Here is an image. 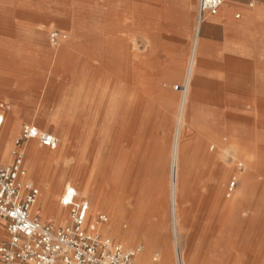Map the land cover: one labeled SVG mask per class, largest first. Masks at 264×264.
Instances as JSON below:
<instances>
[{"label": "rangeland", "instance_id": "374dc122", "mask_svg": "<svg viewBox=\"0 0 264 264\" xmlns=\"http://www.w3.org/2000/svg\"><path fill=\"white\" fill-rule=\"evenodd\" d=\"M198 2L199 0L192 1V12L188 13L187 22L193 31V36L189 38L191 43L178 46L179 52L184 54L185 59L189 58L196 42L199 41L205 61H218L220 58V69L225 73H230L232 69L236 71L237 69H248L249 65L234 58L232 45L218 43L224 42L223 30L219 25L225 21L235 20L234 14L240 11L237 5L230 0H223L219 12L215 15L209 14L206 21L201 22L197 15ZM33 4L35 6L49 5V11L55 9L54 12L57 9L60 13L65 10L66 19L65 25L59 16L30 22L21 18L19 13L0 12V113L5 114L4 122L0 126L2 132H0V162H4L7 158L3 150L7 151L11 148L12 153L14 141L24 122H33L38 129L50 132L58 139V145L54 149L40 145L36 139H30L27 142L24 159L26 175L23 179L32 182L40 191L33 210L38 209L41 218L51 219L57 225L68 224L70 221L69 208L60 204V198L65 193L66 186L69 185L75 189L78 200L88 202L86 228L95 222L98 214H105L107 221L100 224V229L98 228L97 231L113 242L120 243L126 249L136 251L137 247L144 245L141 241H127L125 231L128 225L133 222L136 223V228L140 226L142 228L139 234L140 239H144L149 232L150 222H152L153 225L155 224L152 235L159 244L153 247L151 254L155 258H160L165 253L167 264H184V261L191 262V264H263L259 259L260 247L264 244V238L261 239L262 244H260V231H257L258 234L253 231L256 221L250 227L252 231L246 233L245 237L239 220L234 221L236 227L227 225L225 228L223 226L220 229L216 228V221L208 214V202L199 199L191 203L197 186L193 182L192 172L197 167L196 156L198 154L209 155L215 152L218 154L216 157L226 161L230 159L229 154L236 151L238 154L236 160L241 164L237 166V173L241 177L251 169L252 158L247 155L250 151L241 146L239 141L237 142L238 149H235L231 142L224 141L226 137L223 135L224 142L219 147L214 146V149L212 145H215V140L204 137L200 139L201 135L196 130H191L187 136L186 150L191 157L180 158L179 152L178 159L175 158L174 148H176V139L179 135L180 101L184 90L188 89L187 92L190 93L194 79L192 77L188 83V60L185 61L180 71L181 76L172 77L168 82L171 91L177 96V101L173 100L172 104L168 103L163 106L164 115H161L160 110H157L156 118L154 117L156 110L149 113L151 116L150 131L145 132L144 130L142 141L132 140L133 142L127 145L126 141L120 140L121 124H115L116 120L122 119L118 112L125 98L121 75V45L98 46L97 52L93 54L85 52L88 44L83 45V40L78 38L79 35L74 28L75 21L91 27L97 15L98 20H102L101 23H110L112 17L121 16V14L116 12L97 14L91 9V6L96 4L91 0H33ZM255 7L256 3H253L252 8ZM110 9L113 7L111 6ZM129 16L130 29L129 32L127 31L129 33L127 37L130 41V52L163 56L154 52L161 46L148 43V41H153L151 34L155 31L154 26L158 22L156 20L146 21L141 25L145 26L144 30L139 31L138 21L134 19L132 13ZM14 22H19L20 26L32 24L43 31L47 28V34L41 32L45 34L44 44L37 42L35 37L19 35L23 29L12 27ZM207 23H209V28L206 30H208L210 39L202 35L206 31ZM53 31L58 32L55 41L50 38ZM82 31L86 30L82 29ZM109 31L111 32V29ZM84 35L85 33L82 37ZM118 35L121 37L122 33L119 32ZM76 47L82 48V51H76ZM254 47L246 46L247 49H252V55L256 57L253 68L256 77L253 78V82L264 84V44ZM80 59H82L81 66L79 65ZM174 62L180 63L179 60ZM71 64L75 67L74 70L73 67L70 69ZM167 68L163 63H160L158 67L163 72H166ZM204 79L209 84H213V80H224L223 77L210 76ZM209 84L206 89L210 87ZM79 90L84 93L83 102L81 108L75 112L73 108ZM226 94L227 97L233 98L232 92L226 91ZM252 97V101L248 103L251 106V118H242L237 114L243 112L241 105L247 103L244 100L231 99L230 102L226 99L221 102L218 125L227 123L247 127L254 135H258L261 138L260 142L264 144V92L259 94L252 92ZM228 107L230 109H226ZM171 110L174 112L172 115ZM20 116H23V119L14 123L15 118ZM64 117L68 124L65 132L62 133L61 130L65 127ZM154 118L157 122L161 120L155 133ZM187 121L190 123L191 119ZM86 122L92 123L86 125ZM80 124L83 125L77 131L78 138L74 139L76 134L73 131ZM146 126L148 127L149 123H146ZM149 136L157 138L154 141L157 147H153ZM59 149V155L61 154L59 158L49 154ZM33 151H37L36 156L29 155ZM160 152H162L161 156L158 154ZM166 152L167 156H164ZM11 153L9 160L12 157ZM190 164H192L191 167ZM138 168L166 170L164 173L166 193L162 195V198L157 199L155 194L157 192L156 183L161 178L162 172L143 175L139 185L146 186L144 187L146 199H140L139 204L138 200L133 201L132 198H128V195L121 194V190H125L132 178L131 175ZM186 171H189L186 184L190 186L189 189L187 188L188 197L183 195L180 201L176 202L174 189L176 190L179 186L177 172L185 174ZM60 172L63 177L57 184V190L54 191L56 177ZM240 179L229 178L224 194L231 191L230 196H232L241 190L243 182ZM201 191L204 195L206 194V191ZM101 192H107L113 197L123 196L121 199L126 215L118 220L119 229L115 227L116 219L110 208L99 203L101 199L98 194ZM193 208H198V215L189 214V209L193 210ZM134 213L137 214L136 217ZM244 216L245 214L242 213V217ZM3 235L4 230L1 227L0 238ZM230 241H232V246L225 247L224 244L230 245ZM250 243H253V247ZM239 246L242 247L238 248ZM238 255L241 256L240 260L237 258ZM138 260L137 258V263L134 258L136 264H139Z\"/></svg>", "mask_w": 264, "mask_h": 264}, {"label": "crops", "instance_id": "0c3cea01", "mask_svg": "<svg viewBox=\"0 0 264 264\" xmlns=\"http://www.w3.org/2000/svg\"><path fill=\"white\" fill-rule=\"evenodd\" d=\"M91 1L96 3L94 6H91V9L97 14L103 12H116L118 14H121V16L112 17L110 23H101L102 20L99 21L97 15V19L91 27L82 25L77 21H75L76 24L74 22L75 32L79 35L78 38H81L83 40V45L88 44V48H85V52L88 51L89 53L93 54L94 52H97L98 46L110 44L121 45V75L122 82L124 83L123 87L125 93L124 102L122 104L120 137L121 141H126L127 145L133 142L132 140H137L139 142L142 141L144 130L145 132L146 130L150 131L151 116H149V108L153 107L154 110H156V113L154 115V117L156 118V114H158L157 110H160L161 115H164L165 113L162 112L163 106L168 103L172 104L173 100L177 101V96H175V94L171 91L168 82L172 77L181 76L180 71L183 68L185 61L188 60V83L190 79H192V77L194 79L191 85L190 93L188 94V89L186 91L184 90L183 96L180 101V117L178 116L179 135L176 139V148H174L175 158L178 159L179 152L180 158L191 157L186 150L188 147L187 136L191 130L198 131L201 135L200 139L204 137L206 139L215 140L216 147L221 146L222 142L224 141H239V144H242L241 146H243L245 149L247 148L250 151L252 150L251 148L255 146L258 135H254L249 128L237 124L228 125L227 123H224L220 125L219 128L217 120L220 116V112H218L219 104L221 102H224V100L226 99L230 102L232 101L231 99H236L238 101L244 100L245 102H247L245 105H241L243 112H238L237 114L242 118H251V106L248 103L253 99L252 92L255 94L264 92V84H259L257 83V81L256 83L253 82V78L256 77V73L253 71V68L255 67L254 61L256 60V57L252 55L253 51L251 49L255 48V45L264 44V0H230L235 3V5H237V8L240 11L234 14L235 20L227 22L225 21L224 23L219 25L221 30H223L224 42L221 41L218 43H223V45H232L234 58L238 59L241 63L246 64L247 66L249 65V68L244 70L237 69V71L235 69H232L228 74L220 69V58L218 59V61H205V59L202 57L203 50L199 41L196 42L195 48L193 49V52L189 58L185 59L186 57L184 56V54L179 52L180 49L178 48V46L189 45L191 43L189 38L193 36L192 28L188 25L187 22L189 18L188 13L192 12L191 3L193 0ZM253 3H256L255 8H252ZM111 6L113 7V9H110ZM49 9V5L35 6L33 4V0L0 1V12L19 13L21 18H25L30 22H34L35 20L41 18L49 19L54 18L55 16H59V18L62 19V22L65 25V10H62L60 13L58 11L59 9H57L55 12V9L52 10L53 12L49 11ZM130 13H132L134 19L138 21L139 31H142V29L144 30L145 26L142 27L141 25L142 23L145 24L146 21L150 22V20H156V22H158L156 23L157 25L154 26L155 31L151 34L153 41H148V43H151L155 46H161L160 49H155L154 52H156V54L160 53L163 56L158 57L154 55H142L136 53L132 54L130 52V41L127 37L130 29ZM197 15L198 19L201 22L206 21L207 17L209 16V14H205L202 17L199 16L198 4ZM208 26L209 23L206 24L205 30L209 28ZM12 27L23 29L21 30V32H19V35L23 36L33 37L34 35H31L33 34V32H42L47 34V28L44 29V31L39 30L32 24L20 26L19 22H14ZM82 29H85L86 31L83 32ZM109 29H111V32L109 31ZM207 31L208 30L205 31L206 33L203 32L202 35L207 38L209 37L210 39ZM119 32L122 33L121 37H118ZM84 33L85 35L82 37V34ZM37 42L40 43V41ZM246 46H251V48L247 49ZM78 50L82 51V48L78 47ZM176 60H179L180 63H175L174 61ZM160 63H163L168 67L166 72L158 69ZM81 64L82 59L79 60V65L81 66ZM206 76L223 77L224 80H213V84H209L208 81L204 79V77ZM134 81H137V86L134 85ZM208 84L210 85V87L206 89ZM254 85L257 86L253 88L252 86ZM226 91L232 92L233 98L227 97ZM83 95L84 93L79 90V108H81L82 106ZM198 97H201V99ZM198 99L202 100L203 102L199 101ZM194 102L197 104H195ZM191 104L194 106V108ZM211 107L213 108V110ZM226 109H230V107ZM231 109H233V107H231ZM170 112L171 115L174 113L172 112V110ZM0 114L3 115L4 122L5 114L3 112ZM183 115H185V119H183ZM155 118L153 122L154 133L157 126L161 124V120L157 122ZM189 118L191 119L190 123L187 121V119ZM15 119L16 120L14 121V123H18V121H21L23 119V116L16 117ZM117 121L118 120L115 121L116 125ZM91 123L92 122H86V125H89ZM146 123H149L148 127H145ZM25 124L34 125L33 122H24L22 126ZM81 125L83 124H80L75 128L76 135L78 134L77 131ZM244 130H246L248 133ZM245 132L247 134H245ZM223 135L224 137H226L224 141ZM150 139L154 145L153 147H157V144L154 143L156 138L150 137ZM7 140L10 142V145H12L11 141L8 138ZM27 142L24 146L25 148L27 147ZM178 142L181 143L178 144ZM10 151L11 148L7 151L3 150V153L5 152L7 157L4 162H7L9 160V156L11 153ZM161 153L162 152L158 154L161 156ZM164 156H167V152L166 154H164ZM10 161L11 159L9 160V162ZM4 162L0 163H9ZM191 165L192 164H190L189 166L191 167ZM136 170L144 169L138 168ZM47 206H49V204H47ZM1 227L4 230V235L2 238H0V240L6 238L5 221L2 218H0V231ZM98 228L100 229V224L97 229ZM140 241L144 244L143 246H140V251H143V249H145V238ZM160 259L161 257H154L153 264H159Z\"/></svg>", "mask_w": 264, "mask_h": 264}, {"label": "built area", "instance_id": "2783aa9c", "mask_svg": "<svg viewBox=\"0 0 264 264\" xmlns=\"http://www.w3.org/2000/svg\"><path fill=\"white\" fill-rule=\"evenodd\" d=\"M223 0H199L198 12L214 15ZM58 32L50 34L52 41ZM3 115L0 114V126ZM36 139L40 145L56 148L58 139L50 132L25 124L14 141L12 158L8 164L0 163V218L5 221L6 238L0 241L1 264H136L135 250L102 236L97 225L107 221L98 214L86 228L88 202L76 198L73 187L66 188L60 204L69 208V223L57 225L43 219L33 206L40 191L32 182L24 180L25 144ZM229 189H231L229 187Z\"/></svg>", "mask_w": 264, "mask_h": 264}, {"label": "bare ground", "instance_id": "6f19581e", "mask_svg": "<svg viewBox=\"0 0 264 264\" xmlns=\"http://www.w3.org/2000/svg\"><path fill=\"white\" fill-rule=\"evenodd\" d=\"M31 35L32 36L34 35L33 37H36L37 41H40V43L42 45L44 44L45 34L33 32V34H31ZM63 36L66 37V35H64V34H63ZM75 49H76V51H78V47H76ZM72 67L74 70L75 67L73 66V64L70 65V69H72ZM134 85L137 86V81H134ZM196 97H197V95H196ZM198 98L201 99V97H198ZM199 101H202V100H199ZM195 104H197V103H195ZM201 106H202V104H201ZM187 107H188V104H187ZM193 108H194V106H193ZM73 109H75V112L78 111V109H79V92L76 95L75 105H74ZM123 110H124V108H123ZM153 110H154L153 107L149 108L150 113H153L154 112ZM212 110H213V108H212ZM187 114H189V113H187ZM187 114H186V116H187ZM118 115H119V117H122V104L120 106V112H118ZM119 123L121 124V118H120V120L117 121V124H119ZM67 124H68V121L66 120V117H64L63 125H65V127H63V129L61 130L62 133L65 132V128L67 127ZM219 128H220V126H219ZM246 130H244V131H246ZM73 132L75 133V130ZM246 132H245V134L248 133V132L247 133ZM237 137H239V136H237ZM75 138H78V136L76 135L74 137V139ZM260 140H261V138L258 137L255 146L253 148H251L252 149L251 151L249 150L250 151L249 153H247L248 157L252 158L251 159V169H249V171H247V173L244 174L245 176L242 175V177H241V175H239L237 173V166H239L241 164H239L238 160H236V157L238 154L236 151H234V149H233L234 152H231L229 154L230 159H227L226 161H224L223 158L216 157L218 154L215 152H212L209 155H207L205 153H200L197 156L194 155L197 157L198 163L196 162L197 167L192 172V175H193V182L197 186L195 187L196 192L193 195V199H192L191 203L194 202L195 200L199 201V199L206 200V202H208V207H207L208 208L207 209L208 214H209V216H211L212 219L214 218V220L216 221V226H215L216 228L220 229L222 226L225 228L227 225H232V226L234 225L233 227H236L237 225H235L236 223L234 221L239 220V222H241L240 223L241 228L245 232V235H244L245 237L247 235L246 233H248L249 231H252V230H250L251 229L250 227L253 225V222L256 221V226H254L253 231L256 232L255 234H258V232H257L258 230L260 231L259 232V234H260L259 243L262 244L261 239L263 240V238H264V144H262L260 142ZM231 145L233 148L238 149L237 148L238 143L236 141H232ZM214 146H216V145L213 144L212 148H214ZM59 152H60V149L57 150L56 152H51L49 154H51L53 156H57L59 158L61 156V154L59 155ZM36 154H37V151H33V152L29 153V155H31V156H36ZM152 172H158V173L162 172L163 173L161 178L158 179V182L156 183L157 186L155 188V189H157V192H155L157 199L162 198V195L164 196L166 193V176L164 174L166 172V170H163V169L159 170V169H154V168H147L144 170H136L135 169L134 174L131 175L132 178H131L130 182L128 183V186L125 187L124 191L121 190V194L123 196L128 195L129 196L128 198H132L133 201L138 200V204H139L140 199L141 200H142V198L146 199V197H145L146 191L144 190V187H146V186H144L143 184L139 185L140 180L142 177H144L143 175H148V174H151ZM177 173H178L179 186L176 188V190L174 189V194L176 196V202H179L183 195H185L186 198L188 197L187 196L188 195L187 188L189 189L190 186L188 187V186H186V184L188 182L189 171L188 172L186 171L185 174H181L180 172H177ZM62 177H63V174L60 172V174L56 177L54 191L57 190V184L61 182ZM229 178H234V180L236 178H241L240 180H242V182H243L242 189L235 192V194H233L232 196H230L232 194L231 191H230L231 194L229 191L226 192V195L224 194V188H225V185H226L227 181L229 180ZM66 188H70V186L67 185ZM201 190L206 191V194L204 195V193ZM98 195H100V199H101V200H99V203L104 204L107 208L109 207L110 210L113 212V216L116 219L115 227L119 229V227H118L119 221L118 220H121V217L123 218V216L126 215V209H125V207L122 203V199H121L123 196L122 197L121 196L120 197L119 196L113 197L111 194H108L107 192H101ZM197 212H199L198 208H193V210L189 209V214H192L194 216L197 214ZM138 213L140 214V212H138ZM242 213L245 214L244 217H242ZM179 214H180V212H179ZM136 215L137 214L134 213L135 217H136ZM135 225H136V223L134 224L133 222L131 225H128V228L125 231L126 235H127V241H140V240H142V239H140V235H139L142 228L140 226L138 228H136ZM154 225L152 222H150V225L148 227L149 232L147 233V235L145 237V249L143 251H140V249H141L140 247L136 248L135 261L137 262V258H138L139 264H153L154 256H152L151 252L153 250V247L156 246V244H159V242L152 235ZM231 242L232 241H230V243H229L230 245L224 244V246L225 247L232 246ZM246 244H248V243H246ZM250 246L253 247V243H250ZM240 247H242V246H239L238 248H240ZM260 253H261V255H260L259 261H261L264 264V244L260 247ZM166 256L167 255H165V253H163L161 255V259H160L159 264H167L166 263V259H167ZM237 258L240 260L241 256L238 255ZM184 264H191V262L184 261Z\"/></svg>", "mask_w": 264, "mask_h": 264}]
</instances>
